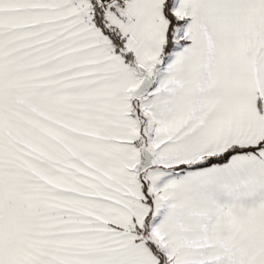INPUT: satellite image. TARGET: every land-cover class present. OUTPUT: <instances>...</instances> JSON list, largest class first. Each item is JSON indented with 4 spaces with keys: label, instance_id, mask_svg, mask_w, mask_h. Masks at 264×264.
<instances>
[{
    "label": "snow or ice",
    "instance_id": "snow-or-ice-1",
    "mask_svg": "<svg viewBox=\"0 0 264 264\" xmlns=\"http://www.w3.org/2000/svg\"><path fill=\"white\" fill-rule=\"evenodd\" d=\"M0 264H264V0H0Z\"/></svg>",
    "mask_w": 264,
    "mask_h": 264
}]
</instances>
